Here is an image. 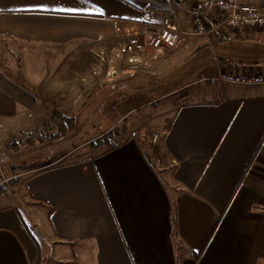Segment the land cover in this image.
Instances as JSON below:
<instances>
[{
    "label": "crops",
    "instance_id": "0c3cea01",
    "mask_svg": "<svg viewBox=\"0 0 264 264\" xmlns=\"http://www.w3.org/2000/svg\"><path fill=\"white\" fill-rule=\"evenodd\" d=\"M196 9L190 0H0V131L41 129L43 98L56 99L46 84L73 82L71 73L50 78L47 67L79 77L145 23L170 15L188 32ZM216 31L184 34L152 61L166 68L158 60L179 48L180 74L190 78L151 86V100L137 106L171 115L159 145L137 127L113 149L66 153L63 164L22 180L19 192L0 193V264H264V84L218 80L223 71L264 69V32ZM115 63L130 80L156 84L164 72ZM126 100L119 108L143 97Z\"/></svg>",
    "mask_w": 264,
    "mask_h": 264
},
{
    "label": "rangeland",
    "instance_id": "374dc122",
    "mask_svg": "<svg viewBox=\"0 0 264 264\" xmlns=\"http://www.w3.org/2000/svg\"><path fill=\"white\" fill-rule=\"evenodd\" d=\"M217 32L216 30L213 31V33ZM178 50L179 48L174 52H167L158 60L162 62L169 61V65L166 68L164 67L165 63H158V67L152 66L140 72V74L148 75V72L153 71V68L164 71L162 75H156L155 78L158 81L156 84L153 83V79H146L147 77L143 79L135 78V80L134 78L132 80L128 79V76H130L129 71H124L115 61L113 63H103L94 70L93 67L89 66L84 72H79V77L78 74L74 73L75 70L70 71L68 67H47V75L50 78H68L71 73L69 78L73 82L46 84L43 90L48 95L54 94L56 96V99L50 96H44L43 98L46 120L50 117L54 108H59L65 114L74 117L75 125L59 141L34 144L33 146L29 145L17 150H13L7 147V145L12 139L18 138L21 134L33 131V126L24 130L0 131V183L6 184V189L16 186L14 187L15 191L19 192L22 189L19 184L22 180L43 170L45 166L53 167L63 164L65 160H60V158L66 153H74L71 154V157L78 158L88 156L94 150L109 148L108 145H100L98 148L94 145L99 137L114 128L125 127L126 132L132 133V135L136 133L137 127L148 129L150 133L146 132V134H150L151 136L152 143L149 142L150 147L159 145L158 139L153 143L152 134L164 131L170 121L171 115H158V111L152 109L153 104L146 106L150 111L145 110V107L137 108V106L141 103L146 104V102L151 100L152 97L149 96L152 93V90L149 89L151 86L170 82V85L174 88L180 86L181 83H186L190 79L188 75L184 73L180 74L184 68L177 62L181 60ZM208 54L210 57L211 51ZM108 58L106 57V59ZM159 64L163 65L159 66ZM109 69L114 72L109 74ZM101 70L106 71V76L102 75ZM129 70L132 71L131 69ZM165 70L169 71L168 76L165 75ZM55 71H58L59 74H54ZM89 72L91 75L93 74L92 79H89V76H87ZM100 86L102 88H99L98 92L93 93ZM194 88H190V90H195ZM184 93V91L178 92L181 96ZM129 96H141L143 100H134L130 104H126V107L119 108L118 104L125 101L127 103L126 99ZM169 100L172 99H165L160 104L165 105ZM127 133L124 135L126 136ZM122 140L116 138L113 140V143H120ZM157 151L159 160L162 157V153L159 149H156ZM15 197H10L13 203H16ZM6 199H9V196L3 200L5 201ZM19 200H17L16 205L22 211L25 200Z\"/></svg>",
    "mask_w": 264,
    "mask_h": 264
},
{
    "label": "built area",
    "instance_id": "2783aa9c",
    "mask_svg": "<svg viewBox=\"0 0 264 264\" xmlns=\"http://www.w3.org/2000/svg\"><path fill=\"white\" fill-rule=\"evenodd\" d=\"M195 10L191 29L186 32L174 17L167 15L157 22L143 24L139 35L133 41L123 43L113 58L99 56V66L125 60L129 69L147 70L152 61L160 57L165 51L173 50L181 43L182 36L192 35L208 37L221 28L228 29L240 35L243 32H264V3H253L242 0H190ZM110 70V69H109ZM114 71H109L110 74ZM218 80L225 83L242 85L264 84V69L246 70L243 72L223 71ZM158 134H152V141L156 142Z\"/></svg>",
    "mask_w": 264,
    "mask_h": 264
},
{
    "label": "trees",
    "instance_id": "16d2710c",
    "mask_svg": "<svg viewBox=\"0 0 264 264\" xmlns=\"http://www.w3.org/2000/svg\"><path fill=\"white\" fill-rule=\"evenodd\" d=\"M74 125V117L69 116L62 110L56 108L53 110L50 117L44 122L41 129L21 134L18 138L12 139L7 147L17 150L29 145L33 146L34 144H43L45 142H56L65 137ZM125 131V127L114 128L99 137L94 146L108 145L109 148L113 149L117 146V144L113 143V140L119 138ZM6 190V184L4 185V183H0V193H3ZM199 255L200 253L194 254L196 260Z\"/></svg>",
    "mask_w": 264,
    "mask_h": 264
},
{
    "label": "snow or ice",
    "instance_id": "6c2138e0",
    "mask_svg": "<svg viewBox=\"0 0 264 264\" xmlns=\"http://www.w3.org/2000/svg\"><path fill=\"white\" fill-rule=\"evenodd\" d=\"M71 11H76V9H71Z\"/></svg>",
    "mask_w": 264,
    "mask_h": 264
}]
</instances>
